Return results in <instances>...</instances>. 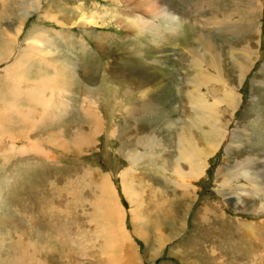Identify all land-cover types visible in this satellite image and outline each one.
Returning <instances> with one entry per match:
<instances>
[{"label": "rangeland", "instance_id": "1", "mask_svg": "<svg viewBox=\"0 0 264 264\" xmlns=\"http://www.w3.org/2000/svg\"><path fill=\"white\" fill-rule=\"evenodd\" d=\"M166 1L181 13L175 27L183 23L171 43L111 18L141 12L142 0H0V98L10 92L0 109V262L264 264V0L254 4L253 36H224L211 10L195 12L200 0ZM191 29V40L207 36L221 53L237 105L205 168L183 180L176 135L192 112ZM247 44L254 53L242 76L231 54ZM147 99L149 111L127 115ZM148 133L157 138L145 158L138 137ZM131 153L142 159L133 164Z\"/></svg>", "mask_w": 264, "mask_h": 264}, {"label": "bare ground", "instance_id": "2", "mask_svg": "<svg viewBox=\"0 0 264 264\" xmlns=\"http://www.w3.org/2000/svg\"><path fill=\"white\" fill-rule=\"evenodd\" d=\"M229 1L231 0H227L224 6L219 8L214 5L210 6V0H200V2H198L197 6L195 7V12L197 13V11H199L198 8L200 9L202 8V10L203 9L211 10L212 13L211 16H213L212 18L213 20L211 18L208 19L209 20L211 19V22H213L214 27L217 28L219 27L220 30L225 32L224 36L233 35L234 31H238L237 33L241 32L242 34H246V35L248 34V36L249 35L253 36V34H258L259 31L256 30V27L258 20L257 12L259 11V9L254 10V4H258L259 0H232L231 2ZM142 2H143V6L141 12L138 11L135 12V14H133L134 8L132 7L129 8V10L126 12L127 15L129 16L131 15L129 18L122 17L121 15L112 12H110L109 14L112 16L111 18L116 19L115 23H117L118 26L127 29V31L129 30L131 32V35L133 34V31H135V35L138 37L144 35H150L151 37L152 35L154 42L163 39L171 43V40L175 39L176 33L177 32L181 33L183 29V23L181 24L182 26L180 25L179 28L175 27V24H177L178 20H180L179 14L181 13H179V11L176 10V8L173 9L172 6L168 5V1L166 0H142ZM112 11L117 12L118 10L114 9ZM235 12H238L237 15L238 17L233 15ZM120 13L124 14V11L122 10L120 11ZM158 17H160L162 24L156 23V20H159ZM208 19L206 18L205 20L208 21ZM145 21H147L149 25H146ZM142 30H145V32H143ZM192 32L193 31L191 29L190 33H188L189 37L186 38L185 36V40H184L186 43L184 47H188V50L193 53L192 60L189 64L191 74L188 76V80L185 84V86H187L188 89L187 91L184 92L185 98L189 104L188 106H190L192 112L191 115L188 116L189 118L187 119V121L185 120L186 122L183 123L184 127L181 128L180 132L177 133L176 135L177 155L180 158L179 161L180 162L184 161L189 167L188 168L189 172L188 173L184 172L182 166L180 165V162L178 163V168L175 170V172L180 173L181 178L183 180L186 178L187 175L189 179L194 178V176H198V172L201 169L205 168V159L208 158V155H210L211 152L215 150L216 147L214 145L217 144L219 141H221L223 139L224 134H226L225 132L228 131V130L225 131V128H227V126L222 124L223 120H227L229 119L230 116H232V112H234L233 110L237 105L236 95L232 93L236 90L232 89L231 87L228 86V84L224 82V78H225L224 71L222 70L221 66L218 65V62L221 61L220 60L221 53L217 52L216 54H212L213 52L212 45L214 44V42L211 41L207 36L201 38L202 37L201 35L200 39L196 40V38H194L193 40H191L193 38V37L190 38ZM196 37L198 38V36ZM246 38L247 36H245V39ZM191 41L193 43H191ZM189 42L192 45H195V43L196 44L199 43L200 46L203 48L204 53H199L200 49L194 50L195 46H191ZM99 47L101 48V46ZM231 50H233V48ZM238 51L242 53L237 54L236 51L235 53L231 54V58L235 61V63H237L238 71L239 72L242 71V76H244V74L248 71L250 64L252 63V57L254 52L251 50V45L248 44L245 46V49L243 48ZM188 55L189 53L187 54V56ZM239 59H242L243 61H239ZM46 83L49 84L48 82ZM160 88L159 90H161ZM140 89L142 90L143 88L141 87ZM144 92L145 93L149 92V87L143 89L142 94H144ZM159 93L160 91H158V94ZM9 94L10 92L8 90L5 95L2 94V96L5 97V101H3V97L1 96L0 109L6 105L7 102L6 100ZM210 94L215 95V97L213 98V102H210ZM157 96L155 95V97ZM142 102L143 103H141V108H131V111L127 115H132L135 112L142 113L149 111L150 105L148 103V99L143 100ZM220 104H224L226 105V107L222 108L219 106ZM126 107H130V106L126 105ZM43 118L44 120H46L45 115L43 116ZM0 119L2 123L5 122V119L2 117L1 110H0ZM88 120L91 122L93 126L102 125L100 124L101 121L100 115L93 113L92 110L88 113ZM195 130H197V132H200L199 133L201 135L200 138L201 141L203 142L202 148H200L199 146L200 144L198 145V141H196L197 139L195 137ZM148 134L140 138L138 137V140H140V142L143 141L141 143L147 145L148 150L145 152L146 153L145 158H147V155L149 156L153 155L152 149L150 148L152 144L150 145V143L153 142V138L154 139L157 138L156 137L157 135H150V134L148 135ZM79 141L82 146H85L92 142V140H88V139H84V141L81 140ZM134 155L135 154L133 153L130 154V160H132L133 164H136L137 162H139V160L142 159V157H139L138 155L136 156ZM250 166H249V162L239 163L237 165V168L239 169V174L240 173L245 174L246 172H248V168H251ZM248 180L250 181V179ZM259 190H261V188H259ZM0 264H13V262L11 263V261L8 260L5 262H0Z\"/></svg>", "mask_w": 264, "mask_h": 264}, {"label": "crops", "instance_id": "3", "mask_svg": "<svg viewBox=\"0 0 264 264\" xmlns=\"http://www.w3.org/2000/svg\"><path fill=\"white\" fill-rule=\"evenodd\" d=\"M83 106H84V105H82L81 107H78V108H79V110H81ZM84 121H86V120H84Z\"/></svg>", "mask_w": 264, "mask_h": 264}]
</instances>
